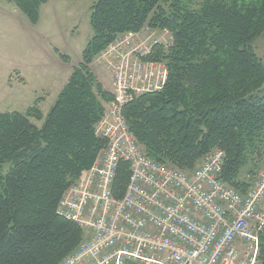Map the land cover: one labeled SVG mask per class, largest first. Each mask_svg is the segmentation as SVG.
<instances>
[{
	"label": "trees",
	"instance_id": "trees-1",
	"mask_svg": "<svg viewBox=\"0 0 264 264\" xmlns=\"http://www.w3.org/2000/svg\"><path fill=\"white\" fill-rule=\"evenodd\" d=\"M8 2L36 25L47 0ZM89 25L81 62L46 117L37 103L24 114H0V264H63L83 241V229L57 206L104 147L95 125L111 96L89 66L121 35L149 27L171 38L149 58L166 67L163 87L123 110L147 157L189 171L218 148L223 181L241 193L252 184L242 170L252 156L264 157V96L254 95L264 86V64L252 47L264 33V0H94ZM129 175L120 162V196ZM258 259L264 264V227Z\"/></svg>",
	"mask_w": 264,
	"mask_h": 264
},
{
	"label": "built area",
	"instance_id": "built-area-1",
	"mask_svg": "<svg viewBox=\"0 0 264 264\" xmlns=\"http://www.w3.org/2000/svg\"><path fill=\"white\" fill-rule=\"evenodd\" d=\"M134 36L117 37L96 57L108 68L113 91L95 125L104 147L57 206L85 234L63 264H261L264 172L241 193L222 179V150L181 171L147 157L129 130L124 107L159 91L167 78L166 67L149 59L163 43L141 44ZM120 162L130 173L121 196L115 190Z\"/></svg>",
	"mask_w": 264,
	"mask_h": 264
},
{
	"label": "rangeland",
	"instance_id": "rangeland-1",
	"mask_svg": "<svg viewBox=\"0 0 264 264\" xmlns=\"http://www.w3.org/2000/svg\"><path fill=\"white\" fill-rule=\"evenodd\" d=\"M93 2L47 0L34 27L11 2L0 0V114H24L37 103L46 117L72 68L81 62V53L92 37L89 16ZM134 35V40L141 44L152 41L166 44L170 40L168 33L149 27ZM252 47L264 64V33L252 42ZM97 62L95 58L89 68L103 90L110 93L113 86L108 68L103 61L100 65ZM254 95L264 96V86ZM30 121L37 127L42 124L34 118ZM8 169L9 165L2 166L4 174ZM261 172H264V157L252 156L241 178L253 185Z\"/></svg>",
	"mask_w": 264,
	"mask_h": 264
},
{
	"label": "crops",
	"instance_id": "crops-1",
	"mask_svg": "<svg viewBox=\"0 0 264 264\" xmlns=\"http://www.w3.org/2000/svg\"><path fill=\"white\" fill-rule=\"evenodd\" d=\"M34 26V25H33ZM35 27V26H34Z\"/></svg>",
	"mask_w": 264,
	"mask_h": 264
}]
</instances>
